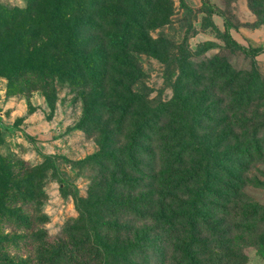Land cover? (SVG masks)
Returning <instances> with one entry per match:
<instances>
[{
  "label": "rangeland",
  "instance_id": "374dc122",
  "mask_svg": "<svg viewBox=\"0 0 264 264\" xmlns=\"http://www.w3.org/2000/svg\"><path fill=\"white\" fill-rule=\"evenodd\" d=\"M28 1L0 5L18 11ZM210 1L219 14L208 12L203 0L128 1L140 28L132 46L142 71L132 93L147 97L154 109H181L194 127L183 165L167 169L175 190L170 239L154 229L153 212L147 217L152 179L160 177L163 163L154 136L116 128L119 117L110 101L100 102L90 91L86 106L80 88L45 71L24 74L14 85L0 75L1 212L4 206L15 211L50 242L87 233L95 246L111 251L115 264L130 255L131 264H161L166 253V264H264L257 252L264 207V0ZM228 26L240 47L263 51L245 54L229 40ZM92 29L81 30L82 41L100 50L110 44L114 33ZM26 77L33 79L25 83ZM40 77L54 85L44 89L46 83L36 82ZM100 121L108 127H98ZM201 159L206 165L198 169ZM13 186L21 195L33 187L34 201L5 195ZM79 209L90 212L87 226ZM10 226L3 223L2 232H29ZM76 228L87 230L72 233ZM145 229L151 239L140 263L137 242ZM32 246L22 240L9 253L35 258L28 253Z\"/></svg>",
  "mask_w": 264,
  "mask_h": 264
},
{
  "label": "trees",
  "instance_id": "16d2710c",
  "mask_svg": "<svg viewBox=\"0 0 264 264\" xmlns=\"http://www.w3.org/2000/svg\"><path fill=\"white\" fill-rule=\"evenodd\" d=\"M128 1L130 0H29L27 7L18 11H10L0 5V75L8 78L10 85H14L24 74L29 73L32 76L40 71L54 73L53 78L57 77L59 83H67L83 91L86 106H89L87 96L90 91L96 94L100 102L104 99L110 101L111 112L114 111L113 113L119 117L116 128L121 129L123 125L124 131L132 129L136 137L151 132L155 143L160 146L158 153L163 163L159 168L160 177L152 179L153 201L148 207L151 209L147 217L149 219V214L153 212L151 218L155 225L154 229L160 230L169 240L172 227L170 203L175 190L171 188L172 182L169 179L172 176L167 169L170 164L171 167L183 165L184 156L193 147L190 146L189 140L192 138L191 131H194V127L185 120L186 114L181 109L174 110L170 107L164 110L154 109L150 106L151 102L147 97L140 98L132 93L139 84L142 71L137 65L138 60L134 57V52L137 50L132 46L133 35L140 28L133 9L128 8ZM203 5L212 14L221 12L210 0H203ZM23 18L25 21L19 22ZM89 27L96 32L104 33L107 30L114 33L110 38V44L102 46L100 50L93 48V41H82L80 32ZM227 29L229 40L245 54L256 57L263 51L240 47L229 34V26ZM130 61L135 63L131 64ZM31 78L26 77L25 83H30ZM42 81L46 83L44 89L51 84L54 85L49 79L42 77L36 79L37 83ZM110 95L112 97L108 99ZM91 104L97 108H106L103 104ZM167 104H171V101ZM113 113L108 116L114 118ZM103 124L100 121L98 127H102ZM104 125V128L108 127L107 124ZM183 125H188L187 130H184L186 133L180 131ZM186 136L190 137L186 138ZM174 150L177 152L174 153ZM173 158L175 159L172 161ZM204 165L206 161L201 159L197 168L200 169ZM194 173L199 174L200 171ZM124 176L126 177L124 181L128 183L127 177L130 176V172H124ZM6 177L10 180L13 178V176ZM28 183L31 185L30 180ZM29 188L21 195L17 194L19 191L13 186L5 195L14 194L15 201L21 198L26 204H31L34 201V193L33 187ZM79 202L78 199V208ZM121 204L115 205L121 207ZM100 206L101 204H98L96 208ZM79 211L88 219L85 224L87 226L90 212H85L83 209ZM0 215H2L0 264H115L114 258H110L111 251L101 244L95 246L96 240H92V237L85 233L86 228H76L71 232L77 233L78 230L79 233L88 235L87 237L85 235L80 238V235L72 236L70 233L67 241L58 239L50 242L46 232L28 220H20L15 211L4 206L2 212L0 210ZM260 220L262 229L257 239V252L264 262V207ZM5 221L10 223V228L15 231L29 230V232L5 234L1 230ZM150 233L149 229H145L137 242V257L140 263L145 259L151 239ZM26 239L33 243L28 253H34L35 258H12L9 253L10 247L19 249L20 242ZM131 257L134 258L130 255L124 258L123 262L118 261V264H131ZM168 260L167 253L162 255L161 264H166Z\"/></svg>",
  "mask_w": 264,
  "mask_h": 264
}]
</instances>
